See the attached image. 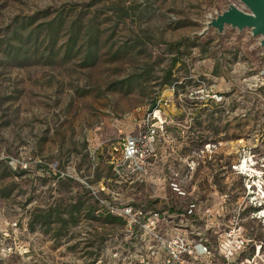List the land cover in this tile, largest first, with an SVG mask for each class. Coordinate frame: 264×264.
<instances>
[{
    "label": "rangeland",
    "instance_id": "1",
    "mask_svg": "<svg viewBox=\"0 0 264 264\" xmlns=\"http://www.w3.org/2000/svg\"><path fill=\"white\" fill-rule=\"evenodd\" d=\"M231 3L0 0V264H125V208L193 202L264 264V47L208 25Z\"/></svg>",
    "mask_w": 264,
    "mask_h": 264
},
{
    "label": "built area",
    "instance_id": "2",
    "mask_svg": "<svg viewBox=\"0 0 264 264\" xmlns=\"http://www.w3.org/2000/svg\"><path fill=\"white\" fill-rule=\"evenodd\" d=\"M141 153L139 138L128 136L122 154L126 162H132ZM197 203H188L177 209L168 204L164 210H148L138 205L134 216L132 207L125 208L118 231L108 237V244L125 264H237L235 253L245 245L232 230L211 241L201 230H213L208 220L193 216ZM207 234V235H206ZM121 254V256H120Z\"/></svg>",
    "mask_w": 264,
    "mask_h": 264
},
{
    "label": "water",
    "instance_id": "3",
    "mask_svg": "<svg viewBox=\"0 0 264 264\" xmlns=\"http://www.w3.org/2000/svg\"><path fill=\"white\" fill-rule=\"evenodd\" d=\"M247 8L245 11L231 3L226 10L211 18L208 25L218 32L227 26L239 30L250 29L253 36H260V44L264 47V0H240Z\"/></svg>",
    "mask_w": 264,
    "mask_h": 264
},
{
    "label": "trees",
    "instance_id": "4",
    "mask_svg": "<svg viewBox=\"0 0 264 264\" xmlns=\"http://www.w3.org/2000/svg\"><path fill=\"white\" fill-rule=\"evenodd\" d=\"M58 206L57 205H54V206H50L49 208H48V213H46V217H52V216H54V215H58ZM108 216H110V214L108 215ZM117 219V218H116ZM121 218H119L118 220H120Z\"/></svg>",
    "mask_w": 264,
    "mask_h": 264
}]
</instances>
